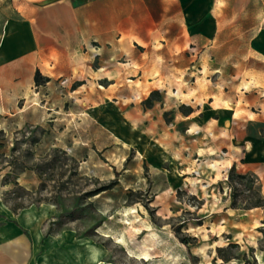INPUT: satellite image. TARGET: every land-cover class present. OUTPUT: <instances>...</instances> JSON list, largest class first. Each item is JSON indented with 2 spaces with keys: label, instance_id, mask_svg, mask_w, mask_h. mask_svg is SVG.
<instances>
[{
  "label": "crops",
  "instance_id": "1",
  "mask_svg": "<svg viewBox=\"0 0 264 264\" xmlns=\"http://www.w3.org/2000/svg\"><path fill=\"white\" fill-rule=\"evenodd\" d=\"M37 70L48 81L36 85ZM55 81L95 100L88 124L147 139L163 190L196 169L217 177L203 157L228 163L218 180L231 166L264 176V0H0V114L21 115ZM55 216L49 204L0 211V264H110L106 247Z\"/></svg>",
  "mask_w": 264,
  "mask_h": 264
},
{
  "label": "rangeland",
  "instance_id": "2",
  "mask_svg": "<svg viewBox=\"0 0 264 264\" xmlns=\"http://www.w3.org/2000/svg\"><path fill=\"white\" fill-rule=\"evenodd\" d=\"M78 84L55 81L36 89L21 115L0 114V211L53 205L56 225L106 247L110 264H264V176L230 186L228 173L218 180L196 169L180 188L163 190V172L143 158L147 139L137 144L123 130L121 141L88 124L95 100L73 91ZM106 112L113 122L115 110ZM225 200L236 207L226 228Z\"/></svg>",
  "mask_w": 264,
  "mask_h": 264
},
{
  "label": "trees",
  "instance_id": "3",
  "mask_svg": "<svg viewBox=\"0 0 264 264\" xmlns=\"http://www.w3.org/2000/svg\"><path fill=\"white\" fill-rule=\"evenodd\" d=\"M34 81H35V84L36 85H40V84H43L45 83L46 81H48V78L47 77H43L40 72L37 70L35 72V75H34ZM146 105H150V97H148L145 101ZM250 175L248 173L246 174H241V173H237L236 172V169H235V166H231V168L229 169L228 171V183L229 185L231 186L232 183L234 182V179H238V180H243L245 178H248ZM261 206H264V202L262 204H259ZM255 206H258V205H255ZM231 207L232 208H236L235 207V203L232 202L231 204ZM180 241L184 244H188L189 243V238L188 237H182L180 238Z\"/></svg>",
  "mask_w": 264,
  "mask_h": 264
},
{
  "label": "bare ground",
  "instance_id": "4",
  "mask_svg": "<svg viewBox=\"0 0 264 264\" xmlns=\"http://www.w3.org/2000/svg\"><path fill=\"white\" fill-rule=\"evenodd\" d=\"M176 94H178V93H176ZM180 95V94H179ZM178 96V95H177ZM182 96V95H181ZM179 98V97H178ZM228 163L227 162H221V161H213V162H211V166L213 167V168H215L216 170H217V172H218V175L219 174H221V170L223 169V168H225V165H227ZM209 165V166H210ZM229 167V166H228ZM214 169V170H215Z\"/></svg>",
  "mask_w": 264,
  "mask_h": 264
}]
</instances>
